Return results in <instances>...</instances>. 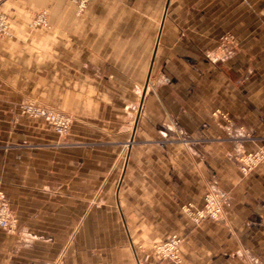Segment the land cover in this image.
<instances>
[{
	"label": "crops",
	"instance_id": "obj_1",
	"mask_svg": "<svg viewBox=\"0 0 264 264\" xmlns=\"http://www.w3.org/2000/svg\"><path fill=\"white\" fill-rule=\"evenodd\" d=\"M47 12L48 26L31 27ZM0 264H264V0H0ZM73 117L70 133L19 113ZM222 196L220 221L180 207ZM181 239L179 260L152 246Z\"/></svg>",
	"mask_w": 264,
	"mask_h": 264
},
{
	"label": "built area",
	"instance_id": "obj_2",
	"mask_svg": "<svg viewBox=\"0 0 264 264\" xmlns=\"http://www.w3.org/2000/svg\"><path fill=\"white\" fill-rule=\"evenodd\" d=\"M90 0H71L77 12L85 10ZM48 26L47 12H38L31 21V26ZM5 18L0 14V33H6ZM20 114L32 118L42 119L46 125L58 136L65 137L69 134L72 117L53 107L27 100L18 104ZM260 163H264V144L259 145L252 151L241 155L237 160V167L243 175H248ZM181 211L193 222L202 220L220 221L223 217V200L221 194L209 191L204 196L201 207H196L191 201L181 205ZM16 226V218L10 207L7 195L0 189V231L11 233ZM181 239L176 235H170L163 241L152 246V253L162 260L177 262L179 260V246Z\"/></svg>",
	"mask_w": 264,
	"mask_h": 264
},
{
	"label": "rangeland",
	"instance_id": "obj_3",
	"mask_svg": "<svg viewBox=\"0 0 264 264\" xmlns=\"http://www.w3.org/2000/svg\"><path fill=\"white\" fill-rule=\"evenodd\" d=\"M70 1H71V0H70ZM41 11H42V10H41ZM39 12H40V11H39ZM37 13H38V12H37ZM37 13H36V14H37ZM81 13H82V12H81ZM36 14H35V15H36ZM35 15H34V16H35ZM34 16H33V17H34ZM32 19H33V18H32ZM31 21H32V20H31ZM30 26H31V24H30ZM31 27H34V26H31ZM24 101H27V100H24ZM31 101H33V100H31ZM35 102H36V101H35ZM37 103H38V102H37ZM40 104H41V103H40ZM43 105H44V104H43ZM57 110H58V109H57ZM62 112H63V111H62ZM64 113H65V112H64ZM70 116H71V115H70ZM71 117H72V116H71ZM38 119H39V118H38ZM41 120H42V119H41ZM72 123H73V117H72ZM71 126H72V124H71ZM48 128H49V127H48ZM70 131H71V129H70ZM69 133H70V132H69ZM13 213H14V212H13ZM14 216H15V214H14ZM15 218H16V216H15ZM16 222H17V219H16ZM15 231H16V226H15L14 231L11 232V233H14ZM2 232H3V231H2Z\"/></svg>",
	"mask_w": 264,
	"mask_h": 264
}]
</instances>
